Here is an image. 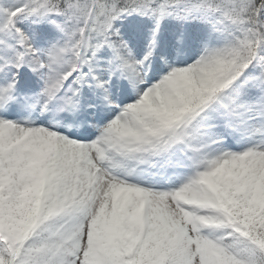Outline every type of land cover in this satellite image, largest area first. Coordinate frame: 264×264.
Masks as SVG:
<instances>
[{
    "label": "snow or ice",
    "instance_id": "obj_1",
    "mask_svg": "<svg viewBox=\"0 0 264 264\" xmlns=\"http://www.w3.org/2000/svg\"><path fill=\"white\" fill-rule=\"evenodd\" d=\"M0 264H264V0H0Z\"/></svg>",
    "mask_w": 264,
    "mask_h": 264
}]
</instances>
